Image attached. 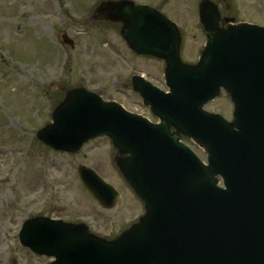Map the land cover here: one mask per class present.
Listing matches in <instances>:
<instances>
[{"label":"water","instance_id":"water-1","mask_svg":"<svg viewBox=\"0 0 264 264\" xmlns=\"http://www.w3.org/2000/svg\"><path fill=\"white\" fill-rule=\"evenodd\" d=\"M113 15L126 20L122 34L133 49L167 61L171 92L135 79L161 122L80 89L39 137L76 151L90 138L111 136L130 153L119 165L146 212L112 241L88 233L83 224L37 217L24 223L21 242L55 256L51 264H264V26L239 23L220 31L217 9L205 1L208 43L200 61L188 64L180 57L176 24L160 11L124 1ZM222 87L234 102L233 121L203 109ZM170 125L202 144L207 165ZM80 174L102 205L115 204L111 185L86 166ZM218 175L225 187L217 184Z\"/></svg>","mask_w":264,"mask_h":264},{"label":"rangeland","instance_id":"rangeland-1","mask_svg":"<svg viewBox=\"0 0 264 264\" xmlns=\"http://www.w3.org/2000/svg\"><path fill=\"white\" fill-rule=\"evenodd\" d=\"M107 1L0 0V264H49L53 260L20 244V228L32 216L47 214L83 222L89 231L114 238L145 213L143 201L116 164L118 150L109 138L99 137L79 152L68 153L53 150L36 136L53 120L57 102L80 85L158 120L131 88V78L142 71L168 89L166 63L138 56L120 33L123 20L112 26L110 19H93ZM134 1L156 7L176 22L182 60L198 62L207 42L200 17L205 0ZM211 1L221 16L264 26V0ZM64 34L75 46L62 42ZM204 109L233 119V103L224 89ZM182 140L207 160L198 143ZM78 164L95 168L117 188L116 206L105 209L93 198L80 180Z\"/></svg>","mask_w":264,"mask_h":264}]
</instances>
